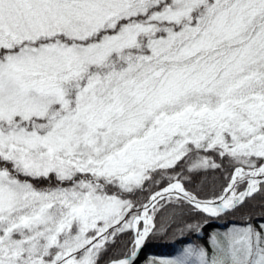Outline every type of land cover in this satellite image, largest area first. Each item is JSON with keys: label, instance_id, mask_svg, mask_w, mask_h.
<instances>
[{"label": "snow or ice", "instance_id": "1", "mask_svg": "<svg viewBox=\"0 0 264 264\" xmlns=\"http://www.w3.org/2000/svg\"><path fill=\"white\" fill-rule=\"evenodd\" d=\"M173 204L239 222L145 264H264V0H0V264H135Z\"/></svg>", "mask_w": 264, "mask_h": 264}, {"label": "trees", "instance_id": "2", "mask_svg": "<svg viewBox=\"0 0 264 264\" xmlns=\"http://www.w3.org/2000/svg\"><path fill=\"white\" fill-rule=\"evenodd\" d=\"M213 158L220 163V159L213 155ZM232 169H220V170H208L206 174L201 173L198 176H194L192 181L186 183V188L193 191L199 195L200 198H211L214 195H219L223 187L227 186L228 175L231 173ZM161 186H164L163 183ZM154 190H159V186L155 187ZM143 199V197H141ZM174 215V220L169 221V227L167 234L163 236L162 239L149 245L144 249L143 257L136 264H145L147 258L151 256L163 257L174 254L176 249L181 248L183 245L188 243H204L207 244V236L213 229L223 230L232 220L239 222L238 217L221 219L219 221L223 222L222 227H213L208 230L206 237L199 238L197 233L189 232L185 230L183 234L180 233L179 229L184 226V223H195L200 220L204 215L202 213H195L190 211L187 207L181 209L175 204L167 207L165 216ZM162 222V217L158 214L156 219L157 227H160ZM133 236V232H128L120 237V241L109 250V252L104 256L101 264H105L108 259L117 258L119 254H122L127 247L130 246V241Z\"/></svg>", "mask_w": 264, "mask_h": 264}, {"label": "water", "instance_id": "3", "mask_svg": "<svg viewBox=\"0 0 264 264\" xmlns=\"http://www.w3.org/2000/svg\"><path fill=\"white\" fill-rule=\"evenodd\" d=\"M222 226V223L220 221H217V222H213L210 226L206 227L204 230H203V233L202 234H197L198 237H205L206 236V232L209 228L211 227H220ZM143 252L144 250L139 254L137 260L135 261V264L143 257Z\"/></svg>", "mask_w": 264, "mask_h": 264}]
</instances>
